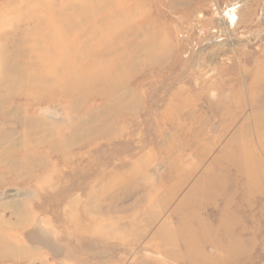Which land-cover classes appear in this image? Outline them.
Wrapping results in <instances>:
<instances>
[{"label": "rangeland", "instance_id": "obj_1", "mask_svg": "<svg viewBox=\"0 0 264 264\" xmlns=\"http://www.w3.org/2000/svg\"><path fill=\"white\" fill-rule=\"evenodd\" d=\"M73 12H111L114 17L113 12L119 13L117 17L127 21L124 28L134 29L135 40L152 51L151 59L136 60L138 70L148 71L150 60L161 68L126 85L136 94L138 107L133 115H111L120 133L91 140L80 150L64 148L61 151L81 156L50 158L42 169L36 168L44 174L34 172L25 181L21 154L6 151L12 143L3 135L19 131L16 117L38 118L62 129L61 124L75 122L73 116L80 119L105 103L103 96H89L73 112L74 98L63 95L61 86L41 101L34 88L20 91L24 64L43 58L49 50L50 54L60 52L56 40L62 29L72 31L64 34H74L70 23H57L62 20L60 14ZM48 33L55 37L49 38ZM132 53L133 49L119 50L117 45L104 61L111 63L118 55ZM119 73L115 68L113 78ZM175 104L192 112L193 120L182 124L180 111L173 109L169 112L173 126L163 124L162 114ZM10 110L12 115L3 117ZM177 123L184 132L188 128L195 132L197 154L204 159L197 162L195 149L187 147L174 168L181 166L179 174L184 177L186 170L195 167L162 215L161 221L174 233H164L165 239L173 237L174 244L167 246L177 254L173 259L162 253L161 239L150 238L157 226L134 242L132 234L111 235L112 226L127 220L106 212L111 208L108 202H102V210L88 220L82 213L94 186L114 168L133 165L144 154L156 152L162 139L172 137ZM0 135V264H139L142 260L148 264H264V0H0ZM234 138L247 148V170L227 171L225 160L223 167L213 163L232 150ZM173 152L156 156L176 158ZM14 160L17 170L10 171ZM153 164L154 156L142 168L144 176L154 173ZM220 173L223 190L207 186L208 178ZM239 173L252 176L253 184L261 185L259 190L247 194L249 183L243 182L246 178L239 183ZM199 179V189L189 196ZM185 195L184 218L179 222L173 209ZM184 237L190 243L188 253L182 246Z\"/></svg>", "mask_w": 264, "mask_h": 264}, {"label": "bare ground", "instance_id": "obj_2", "mask_svg": "<svg viewBox=\"0 0 264 264\" xmlns=\"http://www.w3.org/2000/svg\"><path fill=\"white\" fill-rule=\"evenodd\" d=\"M113 13H116L115 17L111 15V12H106L105 14L102 12H73L72 14H60L62 15V20L57 21V23H70V28L74 30V34H64V32L67 33L68 31H72L62 29L57 40L56 38L52 40H56L57 44L60 46V52L56 54L53 52L50 54L51 50H49L47 53L50 55L44 52L46 54H43V58L39 60L32 59L24 64L26 70L24 76H21L23 77V82L21 83L20 91L26 92L28 89L34 88L37 91L36 98L38 101H41V97L45 94H52V92L60 86L61 91L64 93H62L63 95L72 96V98H74L70 106L73 112L79 110L83 101L89 96L97 95L105 97V103L102 108L87 111L86 115L80 119L73 116L72 119L75 120V122L68 121L61 124L60 126L62 129H55V127L50 126V124L39 121L38 118H25V116L20 118L16 117L15 122L19 131L14 134L10 133L11 135L5 133H3V135L6 136L4 139L7 137L11 138L12 143L6 151L13 154H21L20 163L23 162V165H25V170L22 173V176L26 178L25 181L29 180L34 172L42 173L43 170H36V168L42 169L46 161L47 163L50 162V158L57 156H62V158L68 156L73 157L74 155L78 157L81 156L80 153L74 154L69 153L70 151L67 150L64 152L61 151L64 148L78 147V150H80L83 146L86 147L87 144L91 143V140L100 137L103 138V136L111 135L114 132L120 133V127L118 128V125L115 124L116 122H113L111 115L115 114L116 117H118L119 114L133 115L138 107L136 94L131 92L129 88H126V85H129L139 75L144 76L147 74L148 76L152 73V69L156 72L161 68L157 61L150 60L148 61L150 64L148 71H145L147 69L143 70V72H141L142 70L140 69L138 70L136 60L141 56H146L151 59L150 54L152 51L149 49V45L140 44L135 40L134 29L130 30V28H124V23H127V21H123L117 17L119 13ZM54 17L56 16L54 15ZM141 24L143 23L141 22ZM120 27H122V29H120L121 31L119 32L118 29ZM48 37H55V35L54 33H48ZM129 37H131L132 40H128ZM54 43L55 42H53V44ZM57 44H55L54 47L57 46ZM49 45H52V43H49ZM117 45L119 50L131 48L133 49V53L130 56H125L123 54L118 55L117 59L114 58L115 61H111V63L105 62V57L111 53L113 47ZM51 47L54 49L53 46ZM139 66L141 68V63ZM115 68L119 69L120 73L113 78V71ZM115 85L117 90L114 87ZM173 109L180 111L182 116L180 121L182 124L194 118L192 112L187 109L185 111L189 112H185L183 107H179L178 104H175L171 106L168 112L162 114L161 121L163 124L173 126L169 117V112ZM12 110H10L8 114L3 113V117H9L8 115L11 114ZM181 123L176 124L172 137L167 140H161L156 152L150 151L144 154L140 157L138 162L133 165L131 163V165L124 163L114 168L104 177L105 179L102 182L94 186V190L91 191L84 202L82 218L84 220L92 218L95 212L97 213L99 210H102V202H108L111 208L108 207L106 212H109V214L118 213V215H122L125 220H127L126 224H116L114 221V225L116 224V226L110 228L111 235L115 234V237H121L125 234H132L133 241L139 242L145 232H149L155 228L154 226H157L156 229H153L150 238L161 239V250L164 256L176 259L177 254L167 249L168 244H174L173 237L169 238L168 236L167 239H165L164 236V233H174L165 220L161 221L164 219L162 215L171 203L177 199L185 182V177L188 180L194 173L193 170L195 167L191 169L192 171L186 170L187 172L184 177L179 174L180 171L183 170L181 166H178V169L174 170V168H177L175 167L176 163H178L181 154L184 152V148L193 147L197 154V149L199 147L195 132L191 131L189 128L187 132H184V127ZM199 133L201 132L199 131ZM1 138L0 135V139ZM20 140L22 143L18 142ZM57 144L59 146H57ZM230 144L229 147H231L232 150L227 149L221 156L215 158L213 163L218 167H223L221 166V162L225 160L228 162L226 166L227 171H229L230 168H234L236 171L247 170V148L245 145L243 148L242 145L239 146L240 143L236 138H234ZM235 146L237 148L234 149ZM166 150L170 152L174 150L173 153H177L175 154L176 158H159L156 156L163 154ZM232 151H238V153ZM240 154L244 155L242 159L238 156ZM44 155H48L49 157L46 158ZM152 156H154L155 161V164H153L154 173L144 176L142 168L149 163ZM196 156L197 162H201L204 159L202 154H197ZM236 156L239 157L238 159L240 161L244 160L243 165L238 162ZM249 156L251 157V155ZM70 157H68V159ZM250 162L252 161L250 160ZM13 164L14 165L9 169L10 171L17 170L18 163L14 160ZM160 174H162L161 176L163 177H161ZM238 176L239 178L237 180L239 183L241 181L240 178H246L243 182L249 183L247 194L249 191H254L255 189L256 191L259 190L261 185L253 184L255 181H252V176L248 174L247 177V174L244 173H239ZM223 177L224 175H222V173L217 176L213 175V177L208 178L206 184L210 187L216 185L218 189L223 190ZM138 178L143 179L144 183H141ZM165 178H167V180ZM168 180H172V184L168 183ZM201 181L202 180L199 179L192 185L191 189L188 191V193H190L189 196L194 194L195 188L199 189V185L202 183ZM57 185H59V183ZM48 187L52 188L51 184H48ZM246 187L245 184L243 189ZM209 192L211 191L209 190ZM247 197L248 196H246V201L248 200L247 202H249ZM186 199L187 196L185 195L177 202L173 209L174 218L176 220L178 219L179 222H183L182 219L184 218L183 214L185 211L184 206ZM73 201L79 203L77 199ZM70 202H72V200ZM74 206L76 205H73V208ZM229 206L230 202H226V207ZM226 207L223 214L227 212ZM119 220L125 221L122 217H120ZM160 221L161 223H159ZM140 222L144 224L141 225ZM181 227L183 226L179 225V230ZM221 228H223L225 232H228L225 225L221 226ZM185 239V237L182 238L181 242L184 251L188 253L190 243ZM139 264H148V261L142 260Z\"/></svg>", "mask_w": 264, "mask_h": 264}, {"label": "water", "instance_id": "obj_3", "mask_svg": "<svg viewBox=\"0 0 264 264\" xmlns=\"http://www.w3.org/2000/svg\"><path fill=\"white\" fill-rule=\"evenodd\" d=\"M30 241V240H29Z\"/></svg>", "mask_w": 264, "mask_h": 264}]
</instances>
